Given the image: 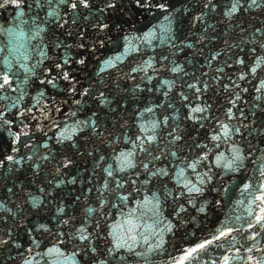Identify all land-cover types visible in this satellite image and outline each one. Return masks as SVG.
I'll use <instances>...</instances> for the list:
<instances>
[{
    "label": "snow or ice",
    "instance_id": "1",
    "mask_svg": "<svg viewBox=\"0 0 264 264\" xmlns=\"http://www.w3.org/2000/svg\"><path fill=\"white\" fill-rule=\"evenodd\" d=\"M4 12L7 261L264 264V0H0Z\"/></svg>",
    "mask_w": 264,
    "mask_h": 264
},
{
    "label": "water",
    "instance_id": "2",
    "mask_svg": "<svg viewBox=\"0 0 264 264\" xmlns=\"http://www.w3.org/2000/svg\"><path fill=\"white\" fill-rule=\"evenodd\" d=\"M173 3L175 4V6L177 8H180L185 3L191 4L192 3V0H173ZM0 16L7 17L8 19H11V12L0 13ZM154 22L155 21H153V23ZM0 23H3V19H0ZM181 29H182L181 34H183V32H186L187 31V21L186 20L182 22ZM249 174H250V170H249ZM210 219H211V222L212 223L215 222V216H212L210 214ZM205 223H208V222L206 221ZM188 230H189V238H191V233L192 232H196L197 235H200L199 230L194 225H189L188 226ZM182 233H183V230H182ZM171 250H172L171 247H169V251H171ZM8 254L9 253L7 251H5L3 253H0V264H5V261H7ZM11 254L16 257V264H19L20 257L16 254V252L14 250L11 252ZM164 258L165 257H160V259H164ZM7 264H12V262L11 261H7Z\"/></svg>",
    "mask_w": 264,
    "mask_h": 264
}]
</instances>
